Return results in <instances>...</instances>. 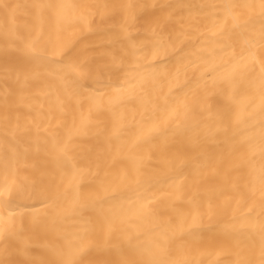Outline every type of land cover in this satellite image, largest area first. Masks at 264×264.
Here are the masks:
<instances>
[{"label":"bare ground","instance_id":"1","mask_svg":"<svg viewBox=\"0 0 264 264\" xmlns=\"http://www.w3.org/2000/svg\"><path fill=\"white\" fill-rule=\"evenodd\" d=\"M0 264H264V0H0Z\"/></svg>","mask_w":264,"mask_h":264}]
</instances>
